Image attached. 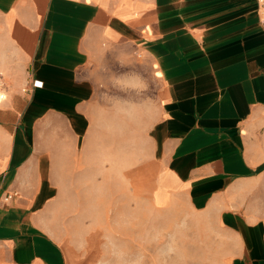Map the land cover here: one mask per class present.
Segmentation results:
<instances>
[{
	"label": "crops",
	"instance_id": "1",
	"mask_svg": "<svg viewBox=\"0 0 264 264\" xmlns=\"http://www.w3.org/2000/svg\"><path fill=\"white\" fill-rule=\"evenodd\" d=\"M0 75V264H86L81 183L92 216L142 180L264 264L259 0H0Z\"/></svg>",
	"mask_w": 264,
	"mask_h": 264
},
{
	"label": "rangeland",
	"instance_id": "2",
	"mask_svg": "<svg viewBox=\"0 0 264 264\" xmlns=\"http://www.w3.org/2000/svg\"><path fill=\"white\" fill-rule=\"evenodd\" d=\"M81 185L65 234L86 264H229L235 240L206 217L155 209L145 180L140 198H127L130 185L124 200L110 199L108 215H88V181Z\"/></svg>",
	"mask_w": 264,
	"mask_h": 264
},
{
	"label": "built area",
	"instance_id": "3",
	"mask_svg": "<svg viewBox=\"0 0 264 264\" xmlns=\"http://www.w3.org/2000/svg\"><path fill=\"white\" fill-rule=\"evenodd\" d=\"M259 15L261 23L264 27V0H259ZM35 87H38V82L34 83ZM6 88V82L4 78L0 75V91Z\"/></svg>",
	"mask_w": 264,
	"mask_h": 264
}]
</instances>
